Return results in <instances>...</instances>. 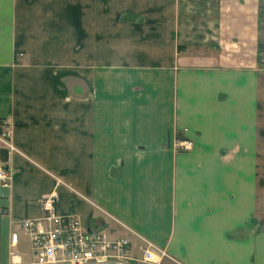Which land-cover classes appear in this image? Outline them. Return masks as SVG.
Segmentation results:
<instances>
[{"label": "crops", "instance_id": "crops-1", "mask_svg": "<svg viewBox=\"0 0 264 264\" xmlns=\"http://www.w3.org/2000/svg\"><path fill=\"white\" fill-rule=\"evenodd\" d=\"M2 134L0 264L34 263L11 235L50 194L181 264H264V0H0Z\"/></svg>", "mask_w": 264, "mask_h": 264}, {"label": "built area", "instance_id": "built-area-1", "mask_svg": "<svg viewBox=\"0 0 264 264\" xmlns=\"http://www.w3.org/2000/svg\"><path fill=\"white\" fill-rule=\"evenodd\" d=\"M187 128L175 131L172 141L174 152H188L194 143L187 136ZM0 140L14 151L15 148L2 134ZM13 175L0 163V184L10 186ZM56 194L40 200L42 216L25 219L20 229L11 235V247L17 248L23 233L29 240L34 255L33 264H163L175 260L166 249L159 248L140 234L138 245L128 235H115L106 227H86L76 215H61L57 210ZM7 214L8 211L3 212ZM12 264H20L13 250Z\"/></svg>", "mask_w": 264, "mask_h": 264}, {"label": "rangeland", "instance_id": "rangeland-1", "mask_svg": "<svg viewBox=\"0 0 264 264\" xmlns=\"http://www.w3.org/2000/svg\"><path fill=\"white\" fill-rule=\"evenodd\" d=\"M175 259V258H174ZM163 264H175L174 262H165Z\"/></svg>", "mask_w": 264, "mask_h": 264}]
</instances>
